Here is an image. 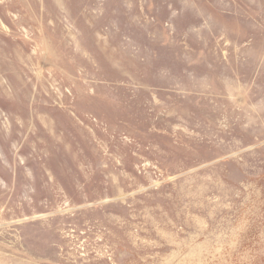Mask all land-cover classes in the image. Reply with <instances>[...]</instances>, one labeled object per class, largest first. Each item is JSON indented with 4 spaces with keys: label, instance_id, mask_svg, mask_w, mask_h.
<instances>
[{
    "label": "rangeland",
    "instance_id": "374dc122",
    "mask_svg": "<svg viewBox=\"0 0 264 264\" xmlns=\"http://www.w3.org/2000/svg\"><path fill=\"white\" fill-rule=\"evenodd\" d=\"M0 264H264V0H0Z\"/></svg>",
    "mask_w": 264,
    "mask_h": 264
}]
</instances>
